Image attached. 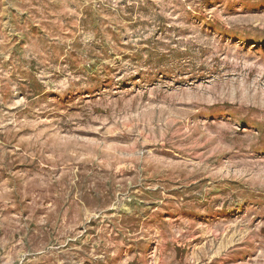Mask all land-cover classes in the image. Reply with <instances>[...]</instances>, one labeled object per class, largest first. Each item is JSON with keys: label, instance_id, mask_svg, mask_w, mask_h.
Here are the masks:
<instances>
[{"label": "rangeland", "instance_id": "1", "mask_svg": "<svg viewBox=\"0 0 264 264\" xmlns=\"http://www.w3.org/2000/svg\"><path fill=\"white\" fill-rule=\"evenodd\" d=\"M0 264H264V0H0Z\"/></svg>", "mask_w": 264, "mask_h": 264}]
</instances>
